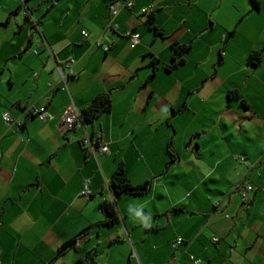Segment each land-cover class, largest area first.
I'll list each match as a JSON object with an SVG mask.
<instances>
[{"label":"crops","instance_id":"1","mask_svg":"<svg viewBox=\"0 0 264 264\" xmlns=\"http://www.w3.org/2000/svg\"><path fill=\"white\" fill-rule=\"evenodd\" d=\"M114 1L0 0V264H264V0H132L113 18ZM176 44L190 49L172 72L196 73L165 99L179 116L169 131L165 111L154 120L150 82ZM259 51L255 68L248 58ZM101 94L110 112L64 127L69 106L81 115ZM92 135L96 151L84 144ZM121 163L132 185L150 184L147 195L114 194ZM239 184L253 187L245 203ZM104 202L115 204L113 225Z\"/></svg>","mask_w":264,"mask_h":264},{"label":"trees","instance_id":"2","mask_svg":"<svg viewBox=\"0 0 264 264\" xmlns=\"http://www.w3.org/2000/svg\"><path fill=\"white\" fill-rule=\"evenodd\" d=\"M251 4H252L251 5L252 8L259 7V2H257L256 0H251ZM149 21H152L151 16L149 17ZM189 49H190L189 46L180 45V44L174 45L173 47L174 55L171 58V61L165 65L167 72H172L179 65L185 63L186 55ZM262 61H263L262 52L260 51L252 52L248 58V62L255 68H258L262 64ZM159 63L160 61L158 59L153 58L152 65L154 67H156ZM229 98L230 99L235 98L236 100L241 99L242 106L245 108L249 107L247 102L239 96L238 92L230 93ZM112 107H113L112 96L110 94H101L97 96L86 109L82 111V114L80 115V121L82 122L84 121L85 123H93L94 120H96L100 115L110 112L112 110ZM12 125H8V126L11 127ZM93 139L96 138L94 137ZM169 153L174 159H176V155L174 154L172 149H169ZM111 189L117 197H121L124 194H130L132 196H145L150 192L151 186L149 183L140 186L132 185L128 177L126 168L124 164L121 163L119 164L117 170L112 176ZM100 210L102 213L110 216V220L106 224L113 225L114 223L118 222V214L116 211L115 204L104 202L100 206ZM76 242H77V237L64 243L60 247L57 256L60 257L64 255L67 251L71 249H75L77 247ZM53 262L54 261H52V263ZM87 264H97V263L95 260H92Z\"/></svg>","mask_w":264,"mask_h":264},{"label":"built area","instance_id":"3","mask_svg":"<svg viewBox=\"0 0 264 264\" xmlns=\"http://www.w3.org/2000/svg\"><path fill=\"white\" fill-rule=\"evenodd\" d=\"M132 7H133L132 0H115L110 7L111 17L115 18L122 9H132ZM82 35L84 38L89 37V33L86 31H83ZM130 39H131V43H132V45H131L132 48H135L140 43V35L139 34L130 35ZM98 46L101 47V44L98 43ZM104 50L107 52L109 50V48H105ZM73 63H74L73 60L69 61V63H66V67L69 70L68 76H73V70L71 67V65ZM62 78L64 81V78H65L64 74H63ZM27 113L29 115L35 117L36 119H38L41 122H46V121L54 119L53 115L47 111L46 107L30 106L27 108ZM3 120L7 125L13 124V120L11 119L9 114H5L3 116ZM78 121H80V113L78 112L77 108L74 105L69 106L65 110L63 118H62V123H63L64 127L65 128H73ZM92 140H93V138L90 139L89 137H86V139H84V144L88 145L91 151H96V148L94 147ZM97 151H99L101 154H105V155L110 154V150H109V147L107 145L100 146ZM237 189L239 191L243 190L242 200L244 203L247 202L249 200L248 193L253 190L252 186L239 184L237 186ZM213 241L217 242L218 239L214 238ZM182 244H183V240L178 239L174 245V248H176ZM191 259L194 261V264H201V261H197V260L195 261L193 257H191Z\"/></svg>","mask_w":264,"mask_h":264},{"label":"rangeland","instance_id":"4","mask_svg":"<svg viewBox=\"0 0 264 264\" xmlns=\"http://www.w3.org/2000/svg\"><path fill=\"white\" fill-rule=\"evenodd\" d=\"M22 5H23V2H22ZM23 8H24V6H23ZM22 14H23V12H22ZM191 54H192V52H191ZM201 56H202V54H197L198 58H200ZM188 57H189V60H190L189 54H188ZM158 71L159 72L157 73V76L153 77L151 82H150L151 85L153 87H155V97H154V99L151 102L150 109L152 107H154L155 111H157V113L154 114V120H155L156 117L159 116V114H163V112L165 111L164 112L165 116H163L164 127L166 129H168L169 131H171L170 128H169L168 123L172 122L173 120H176L177 117H179V116L176 117L173 114V111H171L170 106L165 107V108L163 107V105L165 106V104H164L165 99L168 96L177 97L179 95V93H180L181 87L175 86V81L177 82L178 79H181V78L185 77L187 74H195L196 70L194 69V66H192L191 64H189V65L186 64V65L178 68L175 72H172V73L167 72V70H166L164 65H161V67L159 68ZM161 120H162V118H161ZM185 122H186V120H183L182 124H184ZM181 127H182V125H181ZM146 134H147L146 132H143L141 134V136H139L140 137L139 138V142L140 141H145V139L149 140L148 138L150 136H147ZM172 134H174V131H173ZM183 135H184V133L179 129V132L175 136L177 145H179L181 143V142L179 143L178 140H183L184 139V138L181 139L183 137ZM142 139H144V140H142ZM196 139H198V137H196V135H192L193 142H195ZM192 140L189 138L188 142H191ZM153 141H155V138H153ZM169 160H172V159H169ZM165 169H167V167H165ZM192 173H193L192 177H196V174H198V170L195 169L194 172H192ZM172 177L175 179L176 175H173ZM190 195L191 194H189V196Z\"/></svg>","mask_w":264,"mask_h":264},{"label":"water","instance_id":"5","mask_svg":"<svg viewBox=\"0 0 264 264\" xmlns=\"http://www.w3.org/2000/svg\"><path fill=\"white\" fill-rule=\"evenodd\" d=\"M23 6H24V8H23ZM23 6L21 7V9H22V10L26 9L24 15L27 16V17H28V16L31 17V11H29L28 8L26 7V3H25V1L23 2ZM32 22H33V21H32ZM93 136H94V135H92L91 138H94Z\"/></svg>","mask_w":264,"mask_h":264}]
</instances>
